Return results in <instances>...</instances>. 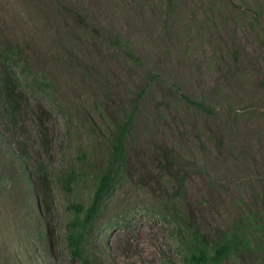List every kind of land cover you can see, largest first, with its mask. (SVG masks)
I'll list each match as a JSON object with an SVG mask.
<instances>
[{
    "label": "rangeland",
    "instance_id": "rangeland-1",
    "mask_svg": "<svg viewBox=\"0 0 264 264\" xmlns=\"http://www.w3.org/2000/svg\"><path fill=\"white\" fill-rule=\"evenodd\" d=\"M8 49L26 97L13 118L0 102V264H85L67 244L85 213L72 204L90 205L110 118L155 74L125 177L91 219L95 264H186L180 228L226 229L264 189V0H0V68ZM163 147L180 159L169 169Z\"/></svg>",
    "mask_w": 264,
    "mask_h": 264
},
{
    "label": "trees",
    "instance_id": "trees-1",
    "mask_svg": "<svg viewBox=\"0 0 264 264\" xmlns=\"http://www.w3.org/2000/svg\"><path fill=\"white\" fill-rule=\"evenodd\" d=\"M65 9L73 15L79 26L87 31L89 26L81 13L66 6ZM103 36L107 37L109 42L118 43L133 63L141 64L138 55L123 37L116 34L110 36L108 33L103 34ZM3 52L4 60L1 62L2 68H0V102L7 105V115L13 118L19 114L26 96L24 90L21 89V79L17 68H15L13 52L9 49ZM159 78L160 76L157 74L150 76L149 80L137 88L133 96L128 95L124 105L116 108L108 126L110 153L105 168L95 170L96 184L90 205L85 209L81 203L72 204L73 208L78 211H85V213L82 219H74L68 223L67 244L72 258L77 257L85 264H95V259L86 252L91 219L100 211L107 197L115 192L125 177L130 134L135 124L136 115L151 84L160 82ZM183 98L202 110H210L211 104L207 105L204 101L193 100L188 95H183ZM44 126L41 123V128ZM160 151L165 163L167 162L166 166L164 165L165 168L173 167L175 164L172 162L177 163L180 160L179 156L173 151H168L166 147L161 148ZM44 171V168L37 170L36 183L39 185L37 187L38 194L46 202L45 207L49 209L48 196L51 192V185ZM176 178L178 177L176 176ZM74 179L75 175L69 177L66 180V186L69 187ZM182 186L183 181L180 179V190ZM176 193L181 194L180 191ZM189 223V227L180 228V232L184 234V245L187 247L183 256L186 264H224L231 258H237L247 263H254L257 258H262L264 261V189L257 192L248 209L242 216L233 220L226 229L216 228L212 232H205L193 227L191 222ZM212 234L216 237H212Z\"/></svg>",
    "mask_w": 264,
    "mask_h": 264
}]
</instances>
